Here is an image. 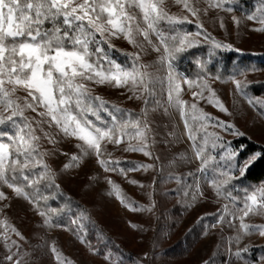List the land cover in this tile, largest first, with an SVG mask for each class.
<instances>
[{
	"label": "rangeland",
	"instance_id": "374dc122",
	"mask_svg": "<svg viewBox=\"0 0 264 264\" xmlns=\"http://www.w3.org/2000/svg\"><path fill=\"white\" fill-rule=\"evenodd\" d=\"M210 2L212 5L220 4L221 6H209L207 0H188L191 6L199 9L198 20L197 16H193L184 9L182 4L174 3V0H165V8L169 14L177 17L187 16L191 23L202 24L203 28L199 31L206 30L215 41L231 45V49H220L264 58V31L257 30L264 29V24L260 22L264 19V0H246L245 2L210 0ZM228 8H231V11H227ZM248 16H253L254 19L249 20ZM152 39L155 43V37ZM196 39L205 42L202 36ZM112 44L129 49L134 48L122 37L113 38ZM174 69L179 76L190 80L178 69ZM206 78L210 88L215 92L214 99L223 104L227 112L220 110L216 104L209 103L208 98L211 93L207 89L203 92L204 98L199 96L194 98L193 92L199 93L200 89L196 87L193 91L181 81L180 94V98L187 102L184 105V111L196 136L195 145L204 148L202 158L208 161L207 169L202 174L197 172L201 160L195 158L193 141L188 139L184 120L176 108L168 107V102V114L155 117L148 122L151 128V132L148 133V151L152 153L151 156L125 150L129 143L137 145L139 143L137 139H129V143L124 141L117 146L118 158H139L143 161L140 165H152L147 171L140 168L129 173L118 174L109 168L105 170L94 152L84 156L78 163L73 162L72 155L78 157L81 155L76 144L83 142L75 137H64L54 126L49 129L47 125H43L46 131L55 135L57 141L53 145L46 139L47 143L59 153L56 159L58 170L55 172L57 184L70 196L88 205L85 207L90 210L93 219L104 231L106 239L112 243L115 242L117 246H120L119 240L122 239L125 247L122 252L120 246L119 250L108 249L104 256L98 255L91 250L82 237L78 238L52 221L51 225H45V217L39 215L41 210L34 203L17 197L12 189L4 186L0 188V191L5 193L7 199L3 200L8 201L10 206L0 212V264H10L5 259L10 253L4 246V221L16 228L24 237L20 239L14 233H9L11 240H15L19 246L11 249L12 253H17L14 259L22 256L27 264H57L51 252L53 244L66 258V264L68 261L71 264H109L105 260V256L108 255H111L113 264H116L117 259L122 260L123 264H205L206 261L208 264H215L218 261L215 256L218 254L225 258L221 260L222 263L216 264H264V236L255 229L245 234L240 228L239 219L243 213L236 211L243 208L246 195L259 187H264V182L241 187L238 182L242 176L235 170L234 161L227 158L229 150H239L245 140L264 148V94H254L248 87L245 89L247 95H244L236 90L234 83V80H246L249 86L264 83V70L226 80L210 76ZM89 87L96 96H112L108 98L110 104L120 105L121 101L117 100L119 97L132 95L127 87L115 88L91 83ZM19 93L26 95L23 91ZM249 99H252L253 103L250 104ZM139 100L132 98L123 104L139 108ZM193 103L211 119L192 120L193 115H200L199 112H192ZM218 121L230 127H217ZM95 122L99 124L98 121ZM205 124L206 127L201 126ZM169 133L174 134L169 135ZM206 134L214 135L208 136L205 144L203 138ZM112 145L114 144L111 143ZM243 146L245 148V145ZM242 152L236 159L245 160L240 156ZM182 156L184 159H181ZM66 164L71 166L65 168ZM190 172L196 173L202 192V195L198 194L195 201L184 195L185 190L191 194L195 188L193 177L188 176ZM225 180H228L227 184L223 183ZM109 181L119 186L122 197H125L124 193L128 191L135 197L136 202L131 203L126 200L122 203ZM130 181L137 183L132 184ZM213 181L220 186V195L216 194L212 186ZM186 184H193V188L185 189ZM109 193L112 194L109 195ZM181 197L184 209L181 228L170 234L168 228L175 219L171 208ZM225 206L228 212L223 211ZM233 211H236L235 218L231 214ZM221 216L223 221L220 219ZM229 221L232 226H229ZM200 223L204 225L205 233L188 257L178 260L165 257L164 251L173 245L178 236L185 235L194 225ZM244 223L264 225V215L250 213L244 218ZM237 235L240 236L239 241L236 240ZM245 248L247 251L244 250ZM237 252L240 253L239 256ZM25 253L28 255H24Z\"/></svg>",
	"mask_w": 264,
	"mask_h": 264
},
{
	"label": "snow or ice",
	"instance_id": "6c2138e0",
	"mask_svg": "<svg viewBox=\"0 0 264 264\" xmlns=\"http://www.w3.org/2000/svg\"><path fill=\"white\" fill-rule=\"evenodd\" d=\"M207 2L209 6H221L212 5L210 0ZM174 3L182 4L184 9L197 16L199 9L191 6L188 0H174ZM226 10L231 11V8ZM247 19L252 20L254 17L248 16ZM185 22L192 21L188 20L187 16L177 17L169 14L165 8V0H0V188L6 186L12 189L17 197H22L30 203H39L37 197L40 189L37 185L49 178L51 170L44 162V157L48 153L40 151L41 136L36 134L37 128L49 143L53 145L57 143L55 135L46 131L43 125H47L49 129L55 126L58 133H62L64 137H75L83 142L76 144L81 155L71 156V160L76 163L94 152L100 165L105 167V170H109L107 162L99 159L103 154L102 143L107 141L119 144L120 138L125 135L130 140L139 141L137 145L129 143L126 151L141 152L145 156H151L152 153L148 151V133L151 132V128L147 121V109L142 110L140 116H133L128 110L110 104L100 96H93L89 87V83L115 88L127 87L132 93L129 99H143L144 103L148 104V98L155 95L156 87L158 85L164 87L165 81L154 77L148 71L152 65L140 63L141 54H146V45L159 53L156 63L166 65L168 69L166 84L168 107L176 108L184 120L188 139L193 141L195 158L201 160L197 172L204 173L208 161L202 158L204 148L196 147V136L185 116L184 105L187 102L180 98L181 81L189 88L195 86L200 89L199 93L193 92L194 98L197 96L204 98L203 92L207 89L211 93L208 98L209 103L216 104L222 111L227 112V109L214 99L215 92L210 88L207 78L201 75L198 80L193 81L179 76L174 69V61L201 44V40L196 37L202 36L203 41L210 43L215 49H231V45L215 41L206 30L187 33L175 27ZM260 22L264 24V19ZM162 25H167V29ZM197 28L202 30V24L198 23ZM257 30L264 31V29ZM121 37L139 50L135 53H122L131 58V65L128 67L117 62L108 52V49L117 50L112 44V39ZM139 37L143 39H138ZM152 37H155V43ZM234 83L237 91L247 95L245 89L249 87V82L234 80ZM20 91L25 92L26 95H18ZM156 103L159 104V101ZM249 103H253L252 99H249ZM168 107L164 108L166 115ZM28 110L36 113L41 119L36 120L34 117L26 116ZM191 110L193 113H200L199 116L193 115L192 120L211 119L202 109H198L195 103L191 105ZM102 113H106L110 118V124L105 121ZM90 117H94L95 120ZM32 121H35V127ZM6 124L13 129L12 135H8L3 130ZM201 126L206 127V124ZM216 126L230 127L219 121ZM129 127L135 130L134 133L126 131ZM173 134L169 133V135ZM210 135L214 134L204 136L205 144ZM5 138L9 142H4ZM243 149L242 145L237 151L229 150L227 156L229 160L234 161L235 170L241 176H244L258 161H264V152L253 153L243 161L236 159ZM181 159L184 157L182 156ZM70 166L66 164L65 168ZM151 167L152 165H137L130 170L143 168L147 171ZM38 168L41 170L38 171ZM120 172L123 174L124 170L120 169ZM188 176L193 177L195 188L191 198L195 201L198 194L202 195L199 178L192 172L188 173ZM109 183L112 184L117 198L124 203L126 198L120 195L119 186L112 181ZM130 183L137 182L130 181ZM223 183L227 184L228 180ZM212 186L216 194L220 195L221 188L216 181H213ZM27 188L33 189V192L29 193L25 190ZM192 188L193 184L185 185V189ZM184 195L188 196L189 192L185 190ZM40 198L47 199V197ZM3 199L7 197L3 191H0V200ZM223 211L228 212L227 206ZM236 211L243 213L239 219L240 228L245 234L255 229L264 236V225L244 223V218L250 213L264 215V187L247 194L243 208ZM236 211L231 213L234 218ZM39 215L45 217V225H51V220L45 212L40 211ZM220 219L223 221V216ZM228 223L232 226L231 221ZM4 224V246L10 253L5 259L10 264H27L22 256L14 259L17 253H12L11 249L19 246L15 240H11L9 233H14L20 239L24 237L6 221ZM239 239L240 236L237 235L236 240ZM244 250L247 251L246 248ZM51 252L57 264H66V258L54 244ZM239 255L240 253L237 252V256ZM105 260L113 264L111 255L105 256ZM67 264L71 262L68 261ZM116 264H123V261L117 259ZM205 264L208 262L206 261Z\"/></svg>",
	"mask_w": 264,
	"mask_h": 264
},
{
	"label": "trees",
	"instance_id": "16d2710c",
	"mask_svg": "<svg viewBox=\"0 0 264 264\" xmlns=\"http://www.w3.org/2000/svg\"><path fill=\"white\" fill-rule=\"evenodd\" d=\"M240 1L245 2L246 0ZM47 26L48 25H46V27ZM162 26L167 29V25ZM175 27L187 33H195L199 31L197 25L194 23L185 22L184 24L176 25ZM105 48L107 49V45H105ZM114 48L118 51L108 49L109 55L126 67L131 65V58L123 55L122 53H135L139 51L136 48L129 49L117 45H114ZM146 49V54H141L140 63L152 65L148 71L151 72L154 77L163 79L165 81L164 87H160L159 85L156 87L155 95L148 98V104H145L144 100L140 99L139 108L128 107L123 104L130 100L128 96L119 97L117 100L121 101V104L119 105L118 103H115V105L121 109L128 110L133 114V116H140L142 114V110L147 109V121L150 122L155 117H163L165 115L164 108L167 107L168 102L166 86L168 69L166 65L162 66L161 64L156 63L159 54L147 45ZM174 68L178 69L180 72L185 74L186 77L193 81L198 80L201 75L205 78L210 76L218 78L219 80H226L234 77H243L244 75L254 71L264 70V58L259 56L241 55L236 52H229L222 49H215L210 43L201 42L198 47L180 55L174 61ZM241 72L244 74H241ZM249 87L254 94H264V83L253 84ZM195 88V86L192 87L193 91L196 90ZM17 94L25 96L19 92ZM92 95L96 96L94 92H92ZM102 98L108 102V98H112V96L106 95ZM156 101H159V104H157ZM25 115L29 118L34 117L36 120H40V117L31 110H28ZM102 115L105 121L110 124L111 120L107 114L102 113ZM90 118L95 119L94 117ZM32 122L35 127V121ZM3 130L7 132L8 135L13 134V129L7 124L3 126ZM126 131L128 133H134L135 130L129 127ZM36 134L41 136V140L39 142L40 151L48 153L44 157V162L51 170L49 178L42 180L40 184L37 185L40 192L37 197V199H39V203H34L36 207L45 212L46 216L50 218L51 221L58 227L66 229V231L77 237H82L91 250L95 251L98 255L104 256L108 249L119 250L120 246L122 252L125 247L124 241L122 239L119 240L120 246H117L115 242L112 243L109 239H106L104 231L97 225V222L93 219L90 210L86 208L88 205L84 204L79 199L70 196L68 192L57 184L55 172L58 170V163L56 159L59 157V153L53 146L47 143L38 128ZM120 139L121 143L124 141H126L125 143L130 142L127 135L121 137ZM4 142L9 141L5 138ZM242 144L245 145V148L240 156L244 157V159L253 153L264 152L263 147H260L255 143H250L247 140H245L244 143L242 142ZM117 146L118 144L111 146V143H103V154L100 156L102 160L107 162V168L110 170L113 168L116 169L115 171L111 170L114 173L121 174L120 169L124 170L123 174L129 173L131 171L130 169H134L137 165L143 163L142 160L136 157L118 158ZM37 170L39 171L41 169L38 168ZM261 182H264V161H258L244 176L240 178L238 183H240L241 187H246V185H254ZM25 190L29 193L33 192V189L31 188H27ZM124 195L127 201H130L131 203L136 202L135 197L128 191H126ZM40 197H47V199L45 200ZM188 197H191V194H189ZM5 205H8L9 207L10 203L6 200H0V209H3V211L6 210L8 207H5ZM182 207L181 197L171 208V213L175 219L171 222L170 228H168V232L170 234H173L176 230L181 228L182 213L184 212ZM73 221H75V223ZM204 233L205 227L202 223L194 225L185 235L178 236L173 245L164 251L165 257L170 260H178L188 257L198 243H200ZM224 258L225 256L223 255H216L215 259H218L216 263H222L221 260Z\"/></svg>",
	"mask_w": 264,
	"mask_h": 264
}]
</instances>
